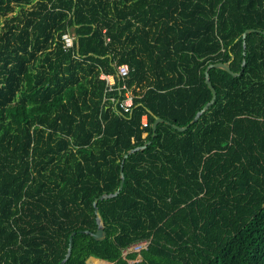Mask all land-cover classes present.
<instances>
[{"label":"trees","instance_id":"1","mask_svg":"<svg viewBox=\"0 0 264 264\" xmlns=\"http://www.w3.org/2000/svg\"><path fill=\"white\" fill-rule=\"evenodd\" d=\"M249 29L264 0H0V264H60L71 232L65 264H264V35ZM218 62L239 75L209 69L216 98L190 124ZM121 167L98 241L93 201Z\"/></svg>","mask_w":264,"mask_h":264},{"label":"water","instance_id":"2","mask_svg":"<svg viewBox=\"0 0 264 264\" xmlns=\"http://www.w3.org/2000/svg\"><path fill=\"white\" fill-rule=\"evenodd\" d=\"M251 32H258L260 34H263L264 35V31H260V30H254V29H249V30H246L243 34H242V37L243 39H245V37L251 33ZM243 47L245 48V42H243ZM211 68H219V69H223L225 70L226 72H228L229 74H231L232 76H238L239 73H233L228 64L226 63H222V62H218V63H214V64H209L208 67L205 69V82H206V85L208 86V88L210 89L211 93H212V97H211V100L206 103L203 108L198 111L194 117V119L190 122V124H193L195 123L200 115L207 110V108L213 104L215 98H216V92H215V89L212 87L211 83H210V80H209V76H208V71L209 69ZM164 120L161 119V118H155V121L153 122L152 124V130L155 132V129H156V126L158 123H161L163 122ZM167 124H169V122H166ZM173 129L177 130V131H185L187 128H188V125L187 126H184V127H179V126H176V125H171ZM145 146H142V147H137V148H134L132 150H129L125 155H124V158H127L129 154L135 152V151H138L140 149H143ZM123 180H124V176H123V171H122V167L120 169V184L117 188V190L113 193H109V194H102L100 195L97 199H95L93 201V206H94V213H95V222H96V230L95 232L93 233H90L89 231L85 230L83 231L84 233L86 234H91V236L95 239V240H103L106 236V233L104 231V225H103V221L98 213V209L96 207L97 205V201L98 200H104V199H109V198H113L115 197L120 191H121V188H122V185H123ZM75 235V232H71L70 236H69V239H68V248H67V252L65 254V257L64 259L60 262V264H65L67 258L69 257L70 255V252H71V246H72V240H73V236Z\"/></svg>","mask_w":264,"mask_h":264},{"label":"built area","instance_id":"3","mask_svg":"<svg viewBox=\"0 0 264 264\" xmlns=\"http://www.w3.org/2000/svg\"><path fill=\"white\" fill-rule=\"evenodd\" d=\"M62 39L64 41V46L66 48H70L73 46V42H74V37L73 35L71 34H63L62 35ZM129 72V68L126 64H121L119 66H117V69H116V75L118 74L119 78L123 79L124 77L127 76ZM114 77L112 75H104L102 76L101 79H104L106 80V84L110 82V79ZM125 86L122 85L121 86V89H124ZM113 100V99H112ZM131 100H132V97L130 96V94L128 92L125 93V97L120 100V106L124 109L125 112H128L129 111V108H130V105H131ZM145 121L146 123V117L143 116L142 118V122ZM148 245V241H140L138 243H135L133 244L132 246H130L126 251L123 252V255L125 256L127 253L129 252H136V253H139L141 250L143 249H146ZM141 258L140 256L137 257V259L135 261H139Z\"/></svg>","mask_w":264,"mask_h":264},{"label":"bare ground","instance_id":"4","mask_svg":"<svg viewBox=\"0 0 264 264\" xmlns=\"http://www.w3.org/2000/svg\"><path fill=\"white\" fill-rule=\"evenodd\" d=\"M104 75H106V74L101 73V74H100V78H102V76H104ZM112 76H113V75H112ZM117 76H118V74H117ZM118 77H119V76H118ZM115 84H116V83H115V77H112V78L110 79V82L107 83V85H106L108 91H111V90H113V89H116ZM117 89L121 90L120 87H117ZM131 106H132V100H131L130 108H131ZM130 108H129V109H130ZM144 123H145V121H143V124H144Z\"/></svg>","mask_w":264,"mask_h":264},{"label":"crops","instance_id":"5","mask_svg":"<svg viewBox=\"0 0 264 264\" xmlns=\"http://www.w3.org/2000/svg\"><path fill=\"white\" fill-rule=\"evenodd\" d=\"M91 259H94V258H91ZM97 261H99V264H101V263H104V264H109V263H107V262H104V261H100L99 259H96ZM98 264L97 262H95V261H92V264Z\"/></svg>","mask_w":264,"mask_h":264},{"label":"rangeland","instance_id":"6","mask_svg":"<svg viewBox=\"0 0 264 264\" xmlns=\"http://www.w3.org/2000/svg\"><path fill=\"white\" fill-rule=\"evenodd\" d=\"M126 252H128V251H126ZM88 262V261H87ZM129 262H133V261H129ZM90 264H92L91 262H90ZM95 264V263H94ZM110 264V263H109Z\"/></svg>","mask_w":264,"mask_h":264}]
</instances>
